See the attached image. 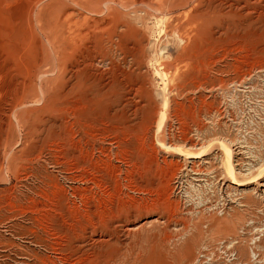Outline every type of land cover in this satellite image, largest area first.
<instances>
[{"label":"rangeland","instance_id":"rangeland-1","mask_svg":"<svg viewBox=\"0 0 264 264\" xmlns=\"http://www.w3.org/2000/svg\"><path fill=\"white\" fill-rule=\"evenodd\" d=\"M20 6L25 17L17 41L0 18V264H62L56 238L45 229L54 217L49 200L59 190L73 199L82 185L72 179L81 168L70 164L87 154L103 169L109 192L108 169L120 171L113 176L125 202L134 196L152 204L157 197L136 194L134 185L153 183L160 169L174 167L164 180L172 204L167 214L175 215L159 221L151 213L143 225L150 234L110 264H194L198 257L201 264H264V186L230 183L219 145L236 142L241 173L246 164L263 163L264 0H22ZM82 67L102 80L116 77L118 87L74 111L70 86ZM74 121L87 123L86 137ZM54 128L64 152L46 139ZM78 141L90 143L87 153L74 150ZM168 145L205 156L192 166ZM154 152L157 165L126 179L133 164L141 168ZM183 165L192 180H203L193 181L199 188L177 187ZM88 186L97 197L93 183ZM162 221L169 236L164 247L154 229ZM130 224L117 225L137 226ZM74 242L71 237L64 246ZM163 250L170 254L166 262Z\"/></svg>","mask_w":264,"mask_h":264},{"label":"bare ground","instance_id":"bare-ground-1","mask_svg":"<svg viewBox=\"0 0 264 264\" xmlns=\"http://www.w3.org/2000/svg\"><path fill=\"white\" fill-rule=\"evenodd\" d=\"M21 1L22 0H0V18L2 20H5V23L7 24V27H8L7 28L8 30L6 31V35L9 39H16L15 41H17V39H19V36L22 33V30H21L22 18L25 17L24 16V10L20 6ZM53 10H52V13H53ZM66 11H67V8H66ZM228 11H229V9H228ZM61 13H64V11ZM248 13H250V12H248ZM30 14H31V12H30ZM34 18H36V17H33V19ZM29 20H30V18H29ZM25 26H27V25H25ZM32 38H34V37H32ZM14 45H16V44H14ZM17 46H19V45H17ZM7 48H8V46H7ZM13 54H14V52H13ZM3 65H4V63H3ZM76 74H77L76 77L72 78V80H74V82L70 86L71 87L70 91H71V94L73 95V98L77 99V100L73 101V104H72L74 111L85 110V106L83 103L86 100H88V98L89 99L94 98V97L98 96L99 93L110 94V92L112 90H114L116 87H118V81H117L116 77H114V76H111V77H108L107 79L102 80L101 78L97 77L92 71H87L83 67L77 68ZM68 78H70V77H68ZM134 81L136 82L135 79H134ZM129 87H130V85H129ZM130 88H132V87H130ZM143 100H145V98ZM105 102H106V100H105ZM163 105H165V104H163ZM102 109H103V107H102ZM160 117H161V115H160ZM163 118H164V115H163ZM160 120H162V119H160ZM76 124L80 128V131L83 134V137H86L87 136L86 131L89 128L87 123L85 121H83V122L82 121H74L73 126ZM160 124H162V122ZM158 128L162 129V125H160V127L158 126ZM70 129L71 128H69L67 130V131H69V133L72 132ZM157 132H159V131H157ZM164 132H165V130H164ZM136 133L139 134L138 132H136ZM157 134H159V133H157ZM160 134H161V132H160ZM61 135H62V133L60 132V129L54 128L49 133V135L46 137V139L49 142H51V147L60 148V149H62V152H64L66 149L63 148V144L57 141V140H59V137H61ZM198 136H200V135H198ZM227 140L221 141L219 145H221L220 150L222 151V156H221L222 158L221 159H223V162L226 165V171H227V174L229 176L230 183H233L239 187H243V186L257 182V184H259V186L263 187L264 184H262L258 181H261L260 176H261V173L263 171L261 169L264 168V160L260 159V161H262L263 163L261 164L260 168H258V169H256L255 166L252 164H246L248 166V168L242 171L245 173L239 172L235 168L238 164L236 165L237 161L235 159L234 150L232 149V147L235 146L236 142L233 143V141L231 142L229 139H227ZM214 142H216V141H214ZM137 143H138V140H137ZM241 143H239V144H241ZM74 144H73L74 150L81 153V154L87 153L85 148L90 146V143L88 141H86V142L84 141V143H82L81 141H78L77 143H74ZM162 144H164V143H162ZM208 145H209V143H208ZM198 147H200V146H198ZM141 148H142V146H141ZM166 148L170 149L171 151H175L176 156H178V157H183L186 160H191L189 163L192 166H194L193 165L194 161L201 160L205 156L203 151L200 152L201 150L199 152L197 151L198 153H194V154H191V152L190 153L186 152L184 154L179 148L169 146V145ZM203 148H205V147H202L201 149H203ZM153 150H156V149H153ZM189 150H190V148H189ZM144 151H145V149H144ZM94 154H95V152H94ZM237 154H241V153L237 152L236 155ZM120 155L122 157H124V160L126 161L127 165H132L133 162L131 159V152L124 151V152H121ZM92 156H93V153H91V157ZM133 156H135V155L133 154ZM112 157H113V155H112ZM139 159H141V157ZM89 161H90V155L87 154L84 159H78L77 161H76V159L75 160L73 159V163L70 164V166H72V170L75 168H78V167H79V169L81 168V171L76 172L77 175H75V177L72 180L75 183L83 186V187L79 186L76 190H74L73 195H72L73 199H71V198L66 199L65 192L63 190H59L56 193H54L52 195V199L49 200V202H50L49 206L53 209L52 212L54 214V217L52 219L51 224L47 223V221H49V220H46L45 229L49 233H51V236L56 238V243H55L56 247H55L54 251L56 254L59 255L58 261L62 264H110L114 259H116L117 256L119 257L120 252L122 250H128V249L136 246L138 243H135V242L139 241L141 239L140 237L143 233H145V235H146L145 237H147V235L150 234L151 230L146 228V226H143V225L148 223L149 215H151V213L154 212L156 215V219H158V220L159 219L164 220V218L169 219L170 216L175 215L174 212H172V214H169V213L167 214V211L169 210L170 207H172V204L169 202L170 188H169V185H167L165 187V180H164V178H167L168 173L172 169H174V167L172 165H171L172 167H169L168 171L165 169H162V170L160 169L159 170L160 171V173H159L160 177H159V179H157V177H156L157 180L155 182H153V183L151 182L149 184H147L148 182H145L144 184L136 183V185H134L135 189L133 191L136 194L141 193V192H145V193L150 194L151 196L154 195L157 197L155 200H153L152 204H149V201H146V203H140L138 198H136L134 196L132 197L130 195H129L130 197H128L126 202L122 201L120 199L119 195H121L122 190H121V188L120 189L118 188L120 186V185L118 186V184L119 183L122 184V182L118 180V176H116V179H114L115 178L113 176L114 172L120 173V171L116 168H114V169L110 168V170L108 169V175L111 176L110 180H114L113 184H111V187L113 186L114 191H113V193L109 192V190L107 189L108 188L107 184L103 182L106 179L104 177H102L100 174L103 171V169L101 168L100 165H91V163H89ZM142 161H144V160H142ZM156 162H157V155L154 152L153 155L148 157V160L145 161V163L143 164V166L141 168H138L135 164H133V167H132L133 169L131 171L128 170L126 179L127 178L128 179L134 178V174L136 171L138 172V175L141 176L143 172L149 171L151 166L157 165ZM101 165H102V163H101ZM192 166L189 167V168H191L190 171L195 172V170L192 169ZM187 169H188V167L186 165H183L181 172L178 175V178H177L178 186L177 187L179 189H182L183 183L189 184V186H193L194 185L193 181L194 182L203 181V180H200L198 178L199 176L195 177L198 179L192 180V176L188 172ZM176 171H177V168H176ZM256 171H260V172H258L259 174L254 176L253 178H249ZM156 173H157V170H156ZM237 177H244V179L246 178L247 180L240 181V180H237L238 179ZM115 180H117L119 183L117 184V181L115 182ZM152 181H153V179H152ZM166 181H168V180H166ZM89 182L93 183L95 188L99 191V192H97V197H96V195H94L91 192V188H89V186H88ZM133 183H135V182H133ZM166 184H167V182H166ZM199 187L200 186H198L197 188H199ZM193 188L197 189L195 186H193ZM187 194H190V193L187 192ZM75 199H78L79 202L77 203ZM144 199H145V197H144ZM174 204H175V206H177L176 203H174ZM123 220H124V222H130L131 226H134V225H137V226H135L133 229H130V228L123 229L122 226L117 225L119 222H121ZM138 222H141V224H137ZM166 223H167V221H166ZM139 227H140V229H139ZM155 228L158 232L159 231L161 232V234H160V236H161L160 240H161V245H162L161 247H164V243L169 239V236L167 233L168 228H167V225L165 224V221H162V223H159V224L157 223V225H155L154 229ZM131 230L133 231V233ZM71 237L74 238L75 242H74V244H72L71 248H66L64 246V244L66 242L68 243V241H71ZM149 237L150 236H148V238ZM234 247L235 246L233 245L230 249H234ZM162 253H163V255H162L161 261L166 262L168 257L170 256V254H168V252H165L164 250L162 251ZM255 256H256V254H255ZM212 260H213V258L211 259V261ZM196 263L201 264L200 257H198V259L196 260V262L194 264H196Z\"/></svg>","mask_w":264,"mask_h":264}]
</instances>
